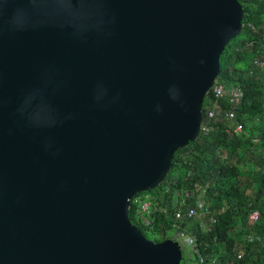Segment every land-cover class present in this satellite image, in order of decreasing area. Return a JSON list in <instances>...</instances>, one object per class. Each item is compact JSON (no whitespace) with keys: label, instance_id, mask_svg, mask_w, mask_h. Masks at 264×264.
I'll list each match as a JSON object with an SVG mask.
<instances>
[{"label":"water","instance_id":"obj_1","mask_svg":"<svg viewBox=\"0 0 264 264\" xmlns=\"http://www.w3.org/2000/svg\"><path fill=\"white\" fill-rule=\"evenodd\" d=\"M239 0H0V264H181L128 216L195 139Z\"/></svg>","mask_w":264,"mask_h":264},{"label":"trees","instance_id":"obj_2","mask_svg":"<svg viewBox=\"0 0 264 264\" xmlns=\"http://www.w3.org/2000/svg\"><path fill=\"white\" fill-rule=\"evenodd\" d=\"M239 3L241 30L223 49L215 79L244 90L241 104L234 107V120L218 116L206 134L198 133L174 150L156 187L136 193L152 196L154 189L161 193L160 199L152 196L157 210L147 224L135 204L128 209L131 223L152 242L171 240L173 232L193 235L203 264H264V68L252 67L255 57L264 60V0ZM211 99L208 90L202 119ZM218 101L223 109L230 107L227 98ZM237 123L242 124L241 131L230 133ZM252 163L253 167L246 166ZM189 207H196V219L174 217L176 210L183 213ZM254 210L258 217L251 221L248 214ZM181 257V264L195 262L189 252L185 257L181 250Z\"/></svg>","mask_w":264,"mask_h":264},{"label":"built area","instance_id":"obj_3","mask_svg":"<svg viewBox=\"0 0 264 264\" xmlns=\"http://www.w3.org/2000/svg\"><path fill=\"white\" fill-rule=\"evenodd\" d=\"M252 67L264 68V60L255 57L252 61ZM212 99L209 101L208 108L206 109L205 116L199 122L198 133L206 134L211 128V123L214 122L218 116H221L226 122H231L235 118L234 107L241 104L244 98V90L238 85H224L219 81L215 80L213 84L209 87ZM207 90V91H208ZM220 98H227L230 107L228 109H223L219 103ZM242 129V124L237 123L232 131L229 132H240ZM130 203L135 204L137 207V212L140 217H142L143 222L148 223L147 218L150 216L152 211L157 210L153 205L152 196L148 193L144 194H134L130 199ZM200 204H197L199 207ZM203 214V211L199 213ZM197 215L196 207H189L185 212L181 213L179 210L174 212V217L180 218L185 216L186 218L193 217ZM258 217V211H251L248 214V219L254 221ZM182 234V233H179ZM184 244L188 249V252L195 257V262L192 264H203V257L199 254L195 238L193 235H186ZM239 258V255L237 256Z\"/></svg>","mask_w":264,"mask_h":264},{"label":"rangeland","instance_id":"obj_4","mask_svg":"<svg viewBox=\"0 0 264 264\" xmlns=\"http://www.w3.org/2000/svg\"><path fill=\"white\" fill-rule=\"evenodd\" d=\"M258 134L259 133L257 130L253 133V135L255 137L253 140H255L256 143H257L258 138H259ZM247 156H249V153H247ZM246 166L253 167V163L251 165H246ZM152 192H153V194H152L153 198H159V199L161 198V193H159V191H157V189H154ZM193 217L195 219L197 218V216H195V215ZM187 226H188V224H187ZM185 237H186V235L179 234L177 232H173V234L171 235V240L175 241L180 246V249L182 250L183 255L185 257H187L188 256V249L184 244Z\"/></svg>","mask_w":264,"mask_h":264},{"label":"crops","instance_id":"obj_5","mask_svg":"<svg viewBox=\"0 0 264 264\" xmlns=\"http://www.w3.org/2000/svg\"><path fill=\"white\" fill-rule=\"evenodd\" d=\"M187 264H192V262H187Z\"/></svg>","mask_w":264,"mask_h":264}]
</instances>
